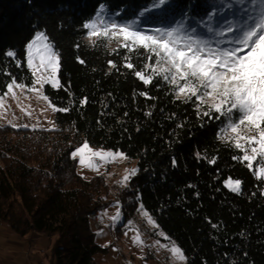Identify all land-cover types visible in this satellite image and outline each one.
I'll return each instance as SVG.
<instances>
[{
	"label": "trees",
	"instance_id": "trees-1",
	"mask_svg": "<svg viewBox=\"0 0 264 264\" xmlns=\"http://www.w3.org/2000/svg\"><path fill=\"white\" fill-rule=\"evenodd\" d=\"M217 1L170 0L164 11L148 13L146 24L185 15L192 24L207 17ZM152 2L0 0V93L11 80L6 72L31 84L26 45L43 31L60 53L59 76L68 89L48 85L46 93L56 107L70 109L56 113L53 129L0 126V222L23 237L49 236L54 264H94L103 247L91 218L109 203L104 197L109 185L103 175L83 177L77 158H71L87 141L138 160V172L119 192L125 222L143 205L188 264H264V180L233 159L241 153L218 138L221 121L177 100L162 81L145 85L124 67L131 53L86 39L83 24L99 4L128 20L139 18ZM8 50L16 52L20 67L6 57ZM131 62L139 69L144 60ZM144 92L147 96L140 95ZM229 177L242 182L240 193L225 185Z\"/></svg>",
	"mask_w": 264,
	"mask_h": 264
},
{
	"label": "snow or ice",
	"instance_id": "snow-or-ice-1",
	"mask_svg": "<svg viewBox=\"0 0 264 264\" xmlns=\"http://www.w3.org/2000/svg\"><path fill=\"white\" fill-rule=\"evenodd\" d=\"M169 3L170 0H153L139 13V18L132 20H118L116 17L120 13L110 14V9L101 3L83 28L87 30V37H94L104 44L115 40L120 48L131 53L124 56V67L133 70L145 85L153 84L154 80L162 81L170 86L177 100L191 102L198 114L221 121L218 138L226 140L241 153L233 159L244 163L256 179L264 180V0H220L207 19L198 21L196 26L188 23L189 18L185 15L174 23L146 27L147 14L164 11ZM6 57L12 58L17 67L21 66L15 51L8 50ZM134 57L144 60L139 69L131 62ZM25 60L31 73V84L18 82L11 72L5 73L11 80L0 95V116L4 114L5 98H17L16 90L35 92L45 101H49L42 92L45 85L57 91L68 90L59 76L60 53L43 31L35 32L27 43ZM79 62L85 63L82 59ZM109 65L117 68L111 60ZM140 95L147 96V93ZM49 103L54 111H70L68 107L58 108ZM80 103L86 104L87 98ZM26 114L31 115V112ZM11 126L17 127L15 124ZM77 157L81 166L97 172L103 164L127 159L124 153L93 149L87 141L71 153L72 159ZM210 162L215 163V160ZM135 173L133 169L131 174ZM129 178L126 175L124 182ZM241 183L231 177L225 181L234 193H240ZM140 210L143 211V205ZM144 215L149 224L155 225L146 211ZM121 219L122 213L118 210L111 217L113 226ZM132 223L128 221L125 228L133 231ZM134 231L132 241L142 248L141 234L138 229ZM103 234V230L98 233ZM156 244L160 245V241L157 240ZM160 246L167 248L173 258L185 261L182 249L174 243Z\"/></svg>",
	"mask_w": 264,
	"mask_h": 264
},
{
	"label": "rangeland",
	"instance_id": "rangeland-1",
	"mask_svg": "<svg viewBox=\"0 0 264 264\" xmlns=\"http://www.w3.org/2000/svg\"><path fill=\"white\" fill-rule=\"evenodd\" d=\"M219 2L220 0L217 1L216 5H218ZM213 10H215V8ZM228 15H231V13H228ZM116 18L120 20L118 16ZM206 19L207 17L201 20ZM177 20L180 19H172L169 22L166 21L153 24H146L147 22L145 21V26L154 27L167 25L170 23H174ZM197 22H193L192 24H190L192 26H196ZM86 39L88 41H92L95 38H89L86 34ZM110 43L112 45L118 46L115 40H112ZM47 86L48 85H45L42 89V92L45 95H47ZM16 92L17 98H13L11 96L5 98V109L3 110L4 114L0 116V126L15 124L17 125V127H22V125H28V127L30 128L38 129H53L58 127L56 121L57 111H54L50 106V98L49 101H45L35 92H27L20 90H16ZM0 95H3V93H0ZM26 112H31V115H27ZM83 143L79 144L77 147L82 146ZM89 145L90 147L96 150L103 149L105 151L111 150L114 152L124 153L121 150L96 147L92 146L91 144ZM77 160L78 171L83 177H85L86 179H90L95 175H103L105 176L106 181L109 185V191L104 194L106 201L109 203L98 211L99 215L97 212L91 218V225L95 233L96 242L101 247H103V250L98 251L95 254L94 264H188V259L186 255L185 261L180 262L177 259L173 258L172 254L167 248L160 246L165 244L170 245L174 243L176 246L180 247L168 235V233L160 227L156 219L152 216L149 211L144 208V206L143 211L139 209V212L136 216L131 217L125 222L122 205L119 200V192L130 182V179L138 172L137 159H131L127 157V159H119L115 163L103 164L100 167L99 172L81 166L79 164V157H77ZM133 169L136 170V173L134 175L131 174ZM126 175L130 178L127 182H124V178ZM231 179L236 180L233 178ZM117 202H119V208L117 207ZM118 210L122 213V219L118 223H116L115 226H113V221L111 220V217H113ZM145 211L148 213L149 216L152 217V219L155 221V225H158V227L147 222V216L144 215ZM105 212L107 214L102 215ZM128 221L133 222L131 225L133 231H129L125 228V225L128 223ZM121 225V230H119ZM136 229L139 230L141 238L144 241V246L142 248L135 245L132 241V236L135 234L134 230ZM10 230L12 229H10L6 224L0 222V245L4 246L12 244L4 242V240H8V235L11 232ZM101 230H103L104 234L98 235ZM126 231H128V235H125ZM160 233H163V235H160ZM165 237H167L168 239H165ZM11 239L17 242L16 244L18 247L26 246L28 249H30L26 253L29 254V252H31V254L29 255H31V257L33 258L34 264H43V262L44 264H54L51 258L54 240H52L51 242V238H49V236L41 235L37 237V239L33 240V238H31L29 235L23 237L18 234L17 239H14L13 237ZM157 240L160 241V245L156 244ZM126 257L129 258L128 261L125 259ZM26 261L28 262V260L24 259V263H26ZM17 262L22 263L21 260ZM0 264L10 263L6 261L3 262L0 260Z\"/></svg>",
	"mask_w": 264,
	"mask_h": 264
},
{
	"label": "crops",
	"instance_id": "crops-1",
	"mask_svg": "<svg viewBox=\"0 0 264 264\" xmlns=\"http://www.w3.org/2000/svg\"><path fill=\"white\" fill-rule=\"evenodd\" d=\"M98 215H99V212H98ZM10 231L11 232L8 235V240H4V242L12 243V244L4 245V246L0 245V260L3 262L4 261L9 262L10 264H34L33 258L31 257V255H29V254H31V252H29V254L26 253L30 249H28L26 246L25 247H18L16 244L17 242L15 240L11 239L12 237L14 239H17L18 233L15 232L14 230H10ZM35 239H37V238H34L33 240H35ZM51 242H52V240H51ZM1 246H2V248H1ZM23 248H25V249H23ZM24 259L28 260V262L26 261V263H24ZM19 260H21L22 263L17 262ZM43 264H44V262H43Z\"/></svg>",
	"mask_w": 264,
	"mask_h": 264
},
{
	"label": "bare ground",
	"instance_id": "bare-ground-1",
	"mask_svg": "<svg viewBox=\"0 0 264 264\" xmlns=\"http://www.w3.org/2000/svg\"><path fill=\"white\" fill-rule=\"evenodd\" d=\"M125 259H126L127 261L129 260V258H128V257H126Z\"/></svg>",
	"mask_w": 264,
	"mask_h": 264
}]
</instances>
